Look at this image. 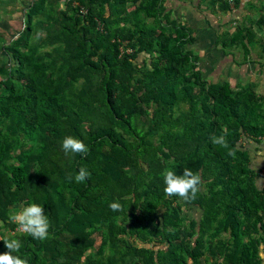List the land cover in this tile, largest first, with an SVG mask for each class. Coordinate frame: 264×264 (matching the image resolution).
<instances>
[{"label": "trees", "instance_id": "obj_1", "mask_svg": "<svg viewBox=\"0 0 264 264\" xmlns=\"http://www.w3.org/2000/svg\"><path fill=\"white\" fill-rule=\"evenodd\" d=\"M22 2L0 45V254L18 239L28 264H264V95L204 78L166 0H0V18ZM256 19H232L223 47L247 46ZM67 136L88 153H66ZM169 169L201 176L194 201L165 195ZM31 203L47 239L9 220Z\"/></svg>", "mask_w": 264, "mask_h": 264}, {"label": "crops", "instance_id": "obj_2", "mask_svg": "<svg viewBox=\"0 0 264 264\" xmlns=\"http://www.w3.org/2000/svg\"><path fill=\"white\" fill-rule=\"evenodd\" d=\"M239 1V6L231 7L229 11H222L217 4H215L217 9H214L211 2L205 0H166L165 5L172 11V17L189 26L195 35L196 40L191 48L199 57L198 64L204 78L212 82L228 81L237 87L246 86L253 80L256 91L264 95V27L261 28L256 24L254 28L257 35L252 34L250 40L243 39L247 46L239 44L238 48H242L244 56L239 51L235 53L236 55L224 51L219 41L225 33L224 24L227 21L231 23L234 19L238 23L244 22L249 12L251 16L256 14V18L259 17V12L264 15V0ZM247 49L249 53L245 52ZM235 50L237 49H231L233 52ZM258 163L262 166L261 175L264 176L262 156L258 159ZM183 215L189 219H196L199 224L202 211L198 207H192L185 210ZM210 260L212 261L213 258L211 257ZM203 262H206L205 257Z\"/></svg>", "mask_w": 264, "mask_h": 264}, {"label": "clouds", "instance_id": "obj_3", "mask_svg": "<svg viewBox=\"0 0 264 264\" xmlns=\"http://www.w3.org/2000/svg\"><path fill=\"white\" fill-rule=\"evenodd\" d=\"M213 144L227 146V142L223 135L213 136ZM62 147L66 153L87 154L88 146L80 139L72 136H67L63 140ZM229 155L234 156V152H229ZM91 173L86 168L81 167L78 174L75 175L77 183L84 182L90 178ZM68 179L71 181L72 176ZM163 179L166 187L164 192L166 196H178L186 202L194 201L202 185L201 176L192 172L190 169H184L183 175H178L175 171L169 169L163 173ZM109 207L113 212L123 211V206L119 202L110 203ZM9 220L19 226V229L24 233L29 234L36 240H44L49 238L50 221L45 215L44 207L37 203H31L24 206L19 211H16L9 216ZM8 252L0 254V264H28L26 259H22L19 255H13L14 252H19L22 244L18 239L4 240Z\"/></svg>", "mask_w": 264, "mask_h": 264}, {"label": "rangeland", "instance_id": "obj_4", "mask_svg": "<svg viewBox=\"0 0 264 264\" xmlns=\"http://www.w3.org/2000/svg\"><path fill=\"white\" fill-rule=\"evenodd\" d=\"M223 1H226L229 5H231L227 0H223ZM220 2V1H219ZM218 4V3H217ZM7 5V4H6ZM233 5H235V0H233ZM21 8L20 9H18V11H16L15 12V14H13V16H14V18L13 19H11V17L8 15V14H5V12L3 11V13H2V15H1V18H0V33L1 32H3L4 33V36H3V38L2 37H0V45L2 44V42H4V41H6L7 40V38H10L11 36H12V34H14L15 32H16V30L13 28V27H16L18 24H19V21H20V19L19 18H17V17H22V15H23V11H22V8L24 7V6H26V3H21ZM214 9H217V7L214 5V4H212L211 5ZM218 7H219V5H218ZM8 8H10V9H12V7H11V5H7V9ZM220 8V7H219ZM1 10H4V5H3V8L1 9ZM251 12H249L248 14H247V19L248 18H251V19H253V20H256V14H255V16H251V15H249ZM258 15H260V12L258 13ZM250 16V17H249ZM9 25V27L7 28V26ZM226 27H225V29L226 30H230V32H234L235 31V26L233 25V24H231L229 21H227V23H225L224 24ZM225 30V31H226ZM2 33V34H3ZM253 33H255V35H257V31H256V29L255 28H253ZM15 35V34H14ZM224 35H226V34H224ZM5 38V39H4ZM221 40H223V39H221ZM221 43V42H220ZM223 49H224V51H227V52H231V53H233V54H235V53H237L238 51L239 52H241L242 53V48L240 47V48H238V46H231V45H227V46H225V47H222ZM231 49H237V50H235L234 52L233 51H231ZM236 55V54H235ZM242 55H243V53H242ZM244 56V55H243ZM211 80H213L214 81V79H212L211 78ZM253 80L251 81V83H248V85L249 84H251L252 86H254L253 85ZM18 207H21L20 205L18 206ZM21 208H19V209H13V212H16V211H19Z\"/></svg>", "mask_w": 264, "mask_h": 264}, {"label": "built area", "instance_id": "obj_5", "mask_svg": "<svg viewBox=\"0 0 264 264\" xmlns=\"http://www.w3.org/2000/svg\"><path fill=\"white\" fill-rule=\"evenodd\" d=\"M231 5V7H233V0H227Z\"/></svg>", "mask_w": 264, "mask_h": 264}]
</instances>
